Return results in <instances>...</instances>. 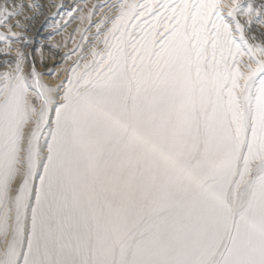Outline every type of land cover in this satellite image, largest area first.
<instances>
[{
	"label": "snow or ice",
	"instance_id": "obj_1",
	"mask_svg": "<svg viewBox=\"0 0 264 264\" xmlns=\"http://www.w3.org/2000/svg\"><path fill=\"white\" fill-rule=\"evenodd\" d=\"M254 17L264 4L119 0L56 84L18 51L0 71V264H264Z\"/></svg>",
	"mask_w": 264,
	"mask_h": 264
},
{
	"label": "rangeland",
	"instance_id": "obj_2",
	"mask_svg": "<svg viewBox=\"0 0 264 264\" xmlns=\"http://www.w3.org/2000/svg\"><path fill=\"white\" fill-rule=\"evenodd\" d=\"M118 2L119 0H0V10L7 8L8 12L15 13L6 21H0V33L7 36L6 40H0V49H9L15 58L18 51L23 52L25 58L32 57V53L39 45L37 38L40 37V31L48 27L49 45L47 48L40 45L38 53L52 57L61 56L62 46L66 44L68 47L66 52L75 49L78 43L84 41L81 40V36L88 37L87 41H89L83 47V52L87 53L94 41L96 24L103 16L111 15L114 5ZM241 2L250 3L247 0ZM251 3L256 8L260 7ZM262 3L264 4V0ZM240 19L242 22L245 21L243 16ZM262 29L264 25L258 23L254 17L252 24L246 27V32L257 36L256 42L259 43ZM13 32L18 36L13 37L11 35ZM44 50L48 53H44ZM14 66L15 62L8 67ZM24 66L25 71L29 72L31 64L28 66L25 60Z\"/></svg>",
	"mask_w": 264,
	"mask_h": 264
},
{
	"label": "bare ground",
	"instance_id": "obj_3",
	"mask_svg": "<svg viewBox=\"0 0 264 264\" xmlns=\"http://www.w3.org/2000/svg\"><path fill=\"white\" fill-rule=\"evenodd\" d=\"M247 2H250V3L253 2L255 5H258V6H261V4H263L262 0H247ZM49 38H50V29L48 27L43 28L40 31V37L37 38L39 45L35 49V52L32 53V57L27 56L25 60L27 61L28 66H30L32 62H35L37 70L45 73V75L43 76L44 81H46L49 84H56V83H59L60 79H62L64 76L63 69L68 68L72 64L74 59L76 58V51H75L76 48L73 50H70L69 52H66L68 47L66 46V44H64L62 46V49L60 50L62 55L58 57H52L50 55H42L38 53V49L40 45H43L45 48L48 47ZM88 41L84 40L82 43H80V45L82 46V49L86 45V43H88ZM73 52L74 54H72ZM44 53H48V51L44 50ZM66 57H70V58H66ZM15 59L16 58L14 54L9 49L1 48L0 49V70L9 68L8 66L12 64L13 62H15ZM51 69H55L58 75L54 76V75L47 74L48 71ZM24 71H25V66H24ZM25 73H27V71H25Z\"/></svg>",
	"mask_w": 264,
	"mask_h": 264
}]
</instances>
